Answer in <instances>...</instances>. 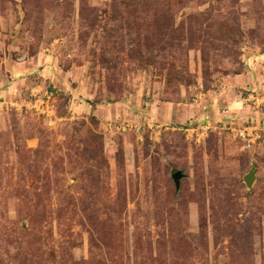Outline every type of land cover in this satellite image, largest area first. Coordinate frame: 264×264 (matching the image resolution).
Masks as SVG:
<instances>
[{
	"label": "rangeland",
	"instance_id": "1",
	"mask_svg": "<svg viewBox=\"0 0 264 264\" xmlns=\"http://www.w3.org/2000/svg\"><path fill=\"white\" fill-rule=\"evenodd\" d=\"M0 264H264V0H0Z\"/></svg>",
	"mask_w": 264,
	"mask_h": 264
},
{
	"label": "built area",
	"instance_id": "2",
	"mask_svg": "<svg viewBox=\"0 0 264 264\" xmlns=\"http://www.w3.org/2000/svg\"><path fill=\"white\" fill-rule=\"evenodd\" d=\"M257 129L258 128L256 126L247 125L243 130L239 131L238 135L240 136V138L247 142L246 147H251V145L260 138V134L258 133ZM253 131H255L254 134ZM252 135L254 136V138L247 139V137H251Z\"/></svg>",
	"mask_w": 264,
	"mask_h": 264
},
{
	"label": "water",
	"instance_id": "3",
	"mask_svg": "<svg viewBox=\"0 0 264 264\" xmlns=\"http://www.w3.org/2000/svg\"><path fill=\"white\" fill-rule=\"evenodd\" d=\"M172 177H173V180H174L177 188H179V186H180V180L183 177L182 172L180 170L179 171H176L172 175ZM254 179H255V173L254 172H250L249 174H247L244 177V181L246 182V185L248 186V188H252V182H253Z\"/></svg>",
	"mask_w": 264,
	"mask_h": 264
},
{
	"label": "crops",
	"instance_id": "4",
	"mask_svg": "<svg viewBox=\"0 0 264 264\" xmlns=\"http://www.w3.org/2000/svg\"><path fill=\"white\" fill-rule=\"evenodd\" d=\"M257 80H255L254 79V82H256ZM253 82V83H254ZM255 85H257L256 83H255ZM249 98H247V99H250L251 100V98L250 97H252L253 98V95L252 94H250L249 96H248ZM240 103H242L243 104V100L242 101H240ZM254 103H257V101L256 102H254Z\"/></svg>",
	"mask_w": 264,
	"mask_h": 264
}]
</instances>
